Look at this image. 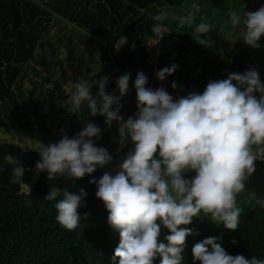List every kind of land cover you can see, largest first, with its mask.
Returning <instances> with one entry per match:
<instances>
[{
  "label": "clouds",
  "instance_id": "9594fccd",
  "mask_svg": "<svg viewBox=\"0 0 264 264\" xmlns=\"http://www.w3.org/2000/svg\"><path fill=\"white\" fill-rule=\"evenodd\" d=\"M190 9L186 15L172 17L178 27H193L200 5L192 3ZM228 16L232 28L240 29L241 40L259 49L258 41L264 37V6L242 14L229 9ZM168 18L166 11L150 17L156 43L169 32L163 23ZM212 29L211 24L201 21L190 34L200 45L210 47L212 42L201 37ZM218 30L225 35V28ZM119 38L114 44L117 51L127 43V37ZM177 51L162 56L152 88V72L149 78L137 72L133 96L137 109L127 119L120 111L121 100L128 95L130 72L116 80L119 95L106 92L109 77L103 76L91 82L79 78L69 98L71 113L79 115L86 107L91 116L105 117L109 128L116 122L118 143L132 145L120 171L115 175L102 172L101 178L89 181L96 185L95 195L104 203L109 226L119 233L113 257L119 258L118 264H154L157 258L160 264H181L186 238L192 234V229L182 226L190 225L201 214L223 223L228 230H237L243 211L237 197L254 173L255 162L264 160V83L258 70L229 73L227 79L209 81L202 93L174 98L164 86L154 89V83L175 73L176 64L164 65L175 60ZM94 85L99 89L96 96L92 94ZM171 87L176 89L177 84L173 82ZM101 131L96 124L86 122L71 139L65 134L57 143L41 144L36 172L46 173L48 181L58 177L77 180L91 175L97 166L104 167L112 157L105 148L95 146L93 138L99 139ZM4 160L13 166L10 183L29 188L22 163L11 154ZM188 173L194 175L186 178ZM86 196L83 188L70 192L51 186L44 199L57 201L56 221L72 231L81 223L78 208ZM256 203L264 207V200ZM164 229L170 234L162 240ZM192 256L193 264H264L257 256L228 254L216 237L196 243Z\"/></svg>",
  "mask_w": 264,
  "mask_h": 264
},
{
  "label": "trees",
  "instance_id": "16d2710c",
  "mask_svg": "<svg viewBox=\"0 0 264 264\" xmlns=\"http://www.w3.org/2000/svg\"><path fill=\"white\" fill-rule=\"evenodd\" d=\"M165 1L167 0H0V127L12 126L13 129L26 133L30 140L38 142L37 147L28 148L0 139V264H118L119 258L114 260L113 257L119 244V233L109 226L104 203L95 195L96 185L89 183L93 178L98 180L102 177L104 167L97 166L91 175L86 174L77 180L58 177L48 181L47 174L43 172L33 179L34 166L40 159L38 151L41 144L57 143L65 134L71 139L83 129L86 122H92L102 130L99 139L93 138L95 146L105 148L112 156L116 144L108 139V135L114 131L117 123L113 122L109 128L104 124L105 117L91 116L86 107L79 115L73 114L69 111L71 103L59 101L44 105L47 97L53 98L54 95L52 91L45 93L38 86L42 85V81L35 76L31 79L33 87L29 92L38 90L46 96L41 102L45 108L41 124L48 123L46 118L49 121L57 119L56 111H52V108L67 113L66 118L60 119L63 124L61 129L54 132L52 137L45 136L22 108L25 97L21 87L28 63L37 59V48L43 42L41 35L46 31L47 22L52 25L67 21L99 44V69H90L88 66L86 70L91 75L86 80L91 82L108 76L106 92L113 93L114 90L118 91V77L125 72L131 73L128 95L122 98L123 108L120 111V115L127 119L137 109L136 98L133 97L136 93V74L132 70V61L138 51L145 59L144 44L152 34L154 21L150 17L155 15L149 12V8L154 4L166 3ZM246 10L248 9L245 8ZM173 12L174 9L171 8V13ZM65 29L63 26L57 31L61 30L65 37ZM120 35L127 37V43L118 53L108 54ZM178 36L180 44L186 46L187 50L190 41ZM210 37L218 46L191 44L198 54L193 62H188L182 55L180 66L175 71L176 89L171 87L172 83L162 82H155L154 89L164 86L174 98L193 92L202 93L209 81L227 79L229 73L243 74L249 69L258 70L261 82L264 83V67L261 66L264 65V37L258 41L261 45L259 49L249 46L250 51L245 52L243 57L237 55L240 54L239 48L245 45L241 40L240 29L224 36L214 33ZM226 40H233L234 44L228 46ZM227 49L232 54L235 53V56L229 59L223 56L221 51L226 53ZM43 54L49 56L48 52L43 51ZM165 56L166 54L163 57ZM34 72L39 74L36 69ZM51 72L55 75L57 69L53 68ZM44 80L47 78L44 77ZM98 91V86L94 85L93 96ZM60 93L62 92L57 94V99L62 98ZM71 93L64 95V98L70 97ZM128 144L130 145L118 150L123 160L132 147L131 143ZM33 145L30 143L29 147ZM9 154L25 167L24 182L30 189L10 183L13 166L4 160ZM192 175L194 173H188L186 178ZM51 186L62 190L66 188L70 192H78L80 188L86 190L87 196L82 199L78 208L81 223L77 229L68 231L56 221L55 204L62 195L57 201H46L44 197ZM257 199L264 200V160L259 159L255 162L254 173L246 181L245 190L237 197L238 206L243 208L237 230H228L223 223H214L203 214L194 217L190 225L182 226L192 229V234L186 238L181 264H193V246L210 237H216L217 243L230 255L264 259V207L256 203ZM168 234V230L164 229L161 239ZM154 264H160L159 258Z\"/></svg>",
  "mask_w": 264,
  "mask_h": 264
},
{
  "label": "rangeland",
  "instance_id": "374dc122",
  "mask_svg": "<svg viewBox=\"0 0 264 264\" xmlns=\"http://www.w3.org/2000/svg\"><path fill=\"white\" fill-rule=\"evenodd\" d=\"M165 2L166 3L154 4L149 8V12L156 15L161 11H166L169 14V18L163 22L165 27L190 41L188 49L183 53L188 62H193V60L197 59L198 54L192 48V45L200 44L193 39L190 33L201 21L211 24L213 28L207 36H202L201 38L209 39L212 42L211 46L216 47L218 46L217 43L211 40L212 37L210 36L214 33L220 34L218 30L219 28H225V34L235 31V29L231 26L230 18L228 16L229 9L237 10L242 14L243 12H254L264 6V0H176V2L167 0ZM192 3L200 5V11L196 13V20L193 27H178V21L173 20L172 17L186 15L189 11H191L190 5ZM218 7L219 9H217ZM171 8L174 9L173 13H171ZM245 8L248 10L245 11ZM52 25L47 22L46 31L42 32L41 35V40H43V42H40L41 47L39 46L37 48V59H35V61L31 60L26 67L27 69L25 68L26 77H24L21 87L22 95L25 97L22 104L24 112L34 120L36 128L39 127L41 129V133L49 137H52L54 132L61 129L63 124L60 123V119L66 118L67 113L56 110V108H52V111H56L55 114L57 119L49 121L50 119L46 118L45 120L48 121V123L41 124L44 116L42 114L45 112L44 105L47 104L48 106L51 105L52 102L57 103L59 101L62 103L65 102L66 104L70 103V97L66 96L64 98V95L74 91L73 84L76 83L79 78L86 79V77L91 75V73H88L86 70L88 66L90 69H99L98 50H100L98 46L99 44L95 39L83 34V32L77 28H74L70 22L61 21L58 24L53 23ZM56 25H58V27ZM63 26L66 28L65 37L61 30L57 31ZM232 39L234 40L235 37ZM233 40H226L225 42H227L228 46H231L234 44ZM223 44L225 46V43ZM239 50L240 54L237 55L240 57H243L245 52L250 51L249 46L246 44L242 48L240 47ZM43 51L48 52L49 56L46 57L43 54ZM221 52L223 56H227V59L235 56V53L232 54L228 49L226 50V53L225 51L223 52V50ZM69 56L72 58L69 59ZM53 68L57 69L55 75L51 72ZM34 69L38 71V75L35 74ZM35 76L42 81L43 86H38L43 88L45 93L52 91L54 95L53 98L47 97L48 100L44 102V105H41V102L46 96H43L38 90L34 93L29 92V90L33 87L31 79H34ZM44 77H46L47 80H44ZM37 88L38 87H36V89ZM59 92H62L60 93L62 98L59 97L58 100L56 96ZM113 92L116 95H119L117 90H114ZM71 109L72 105L70 106L69 111H71ZM3 124L6 125L5 123ZM0 139L3 142H13L19 146L28 148L37 147L36 143H38L30 140L28 135L21 130L13 129L12 126L0 127ZM108 139L116 144V150L111 156V161L104 166L105 169H103L102 172L103 174L107 172L115 175L118 171H120V165L123 162L118 150L125 147L118 143V124L115 126L114 131L108 135ZM30 143H33L34 145L29 147ZM129 145L130 144H128V146ZM38 174L39 173L36 172L34 166L33 179H35Z\"/></svg>",
  "mask_w": 264,
  "mask_h": 264
},
{
  "label": "built area",
  "instance_id": "2783aa9c",
  "mask_svg": "<svg viewBox=\"0 0 264 264\" xmlns=\"http://www.w3.org/2000/svg\"><path fill=\"white\" fill-rule=\"evenodd\" d=\"M168 31H169L168 33L164 34L163 39L159 40L157 43H156V37L153 34H151L147 38L144 46L145 64L151 68V72H152L151 83L149 85L150 88H152L153 81H155L156 78L155 73L159 69L161 70V63L163 61L162 56L164 54L172 55L176 53L177 45L180 43L179 36L169 29ZM119 39L117 40V42L119 41ZM119 50L117 51L116 48L113 47L112 49H109L108 54L111 53L116 54L119 52Z\"/></svg>",
  "mask_w": 264,
  "mask_h": 264
},
{
  "label": "water",
  "instance_id": "95a60500",
  "mask_svg": "<svg viewBox=\"0 0 264 264\" xmlns=\"http://www.w3.org/2000/svg\"><path fill=\"white\" fill-rule=\"evenodd\" d=\"M186 46L183 45H178L177 46V54L175 55V62H166L165 63V67H170L172 64H176L178 67L180 66L181 63V59L182 54L181 52L186 50ZM262 67H264V65H261ZM132 70L134 72V74L137 75V72L142 71L148 78L150 77L151 74V70L148 66L145 65L143 59H142V54L141 52H136L132 61ZM164 83H173L175 82V73H173L171 76L166 77V79L164 81H162Z\"/></svg>",
  "mask_w": 264,
  "mask_h": 264
},
{
  "label": "flooded vegetation",
  "instance_id": "af4514ba",
  "mask_svg": "<svg viewBox=\"0 0 264 264\" xmlns=\"http://www.w3.org/2000/svg\"><path fill=\"white\" fill-rule=\"evenodd\" d=\"M175 60L171 61V62H174Z\"/></svg>",
  "mask_w": 264,
  "mask_h": 264
}]
</instances>
